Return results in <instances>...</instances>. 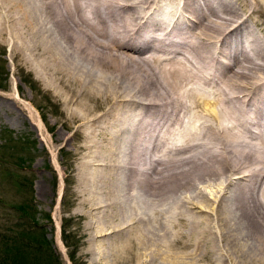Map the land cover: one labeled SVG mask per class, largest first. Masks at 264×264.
<instances>
[{
	"label": "bare ground",
	"instance_id": "6f19581e",
	"mask_svg": "<svg viewBox=\"0 0 264 264\" xmlns=\"http://www.w3.org/2000/svg\"><path fill=\"white\" fill-rule=\"evenodd\" d=\"M229 2L0 0L3 13L8 14L6 17L11 13L17 15L21 19L19 26L15 23L18 29L27 28V48L23 50L19 42L14 44L15 50L21 48L26 52L27 49L30 69L38 71L53 87L65 118L62 125L69 129L90 130V133L96 130L133 133L127 155L118 161L126 163L117 167L125 174V180L131 182L126 191L132 202L135 200L133 185L140 183L141 190L142 187L147 190L150 208L147 212L132 205L133 217L127 227L134 230L142 225L135 233L136 242L140 247L154 248L164 258L187 260L212 253L214 241L208 227L214 219L209 221L205 214V217L200 214L212 216L215 212L216 219L219 216L216 222L226 229V242L235 254L242 258L264 259V188L256 190L250 188L251 185L245 186L223 196L222 202L221 189L216 190V196L211 192L205 194L203 186L210 188L211 181L219 178L221 172H238L236 169L243 165L250 167L246 171L248 174L237 176L235 173L234 176L264 179L263 44L253 37L251 28L238 22L236 29L226 34L225 43L222 39L219 45H225L223 53L218 52L215 57L210 53L211 46L209 48L217 43L225 27L236 20V12L222 11L228 8ZM252 3L255 5L253 11L264 12V0ZM182 11L190 13L183 15L194 22L189 37L182 27L168 32L171 22L177 19L180 24L185 20L179 17ZM18 29L12 22L7 28L0 23V37L7 33L13 38ZM168 35L171 37H166ZM223 56L229 64L222 60ZM242 99L248 105L254 102L257 118L242 112L245 104L241 103ZM28 110L34 125L41 129V120L37 119L33 107L28 105ZM244 130L258 140L253 138L251 142L252 138L246 137ZM159 131L163 136L158 156L166 158L164 163L152 161L144 153L147 141L144 139ZM207 131L212 132V136L205 140L201 134ZM186 147L189 152L194 150L191 148L201 151L177 162L173 155ZM224 147L231 162L225 157ZM154 163H161L162 168L156 169ZM141 166L146 167L147 172ZM111 173L115 180L120 177L117 171ZM182 190L183 196V193L178 194ZM113 195L110 202L116 205L121 198ZM185 202L192 206L189 209L196 210L188 218L178 211ZM215 203L220 208H216ZM181 219L187 225L184 221L179 223ZM187 226L188 234H185L182 229ZM192 239L193 247L190 245Z\"/></svg>",
	"mask_w": 264,
	"mask_h": 264
},
{
	"label": "rangeland",
	"instance_id": "374dc122",
	"mask_svg": "<svg viewBox=\"0 0 264 264\" xmlns=\"http://www.w3.org/2000/svg\"><path fill=\"white\" fill-rule=\"evenodd\" d=\"M252 1L255 2V0H230V2L227 3L228 8L222 9V11L231 9L238 15L235 21L229 23L225 27L224 33L222 32V34L216 40L217 43L213 46L209 45V48L211 46L210 53H213L215 57L218 52L223 53V50L226 49L225 45L223 47L219 45H221L220 43L222 42V39H224L225 43V39L228 37L226 36V34L228 35V32H232V30L234 31L236 29V26H238V22H240L242 26L244 25L245 27L252 29L253 32H251V34L254 38L260 39L263 44L262 50L264 51V12L260 10L259 14L258 11H253L255 5L252 3ZM249 2H251V4ZM0 10L2 11L0 12V17H2L0 18L1 25L4 28H7L11 25L12 22V24L18 29L19 27L17 26H19V24L21 23V19L13 13L10 14L9 19V17H6V15L8 14L5 13V15L3 13L4 11L1 6ZM183 14L187 16L190 13H186L184 11L179 17L184 18L185 16ZM190 21L189 19L187 20V17H185V20L183 22H180L179 24V21H177L176 19L169 24L168 32L170 33L172 30H178L182 27L184 28L183 32H185L189 37L194 27L193 19L192 22ZM15 23L17 24V26ZM25 29L27 28L23 27L24 31H20V29H18V33L13 38H11L7 33L1 35L0 37L1 264H5V262L11 260L10 254L7 253L6 250L9 249L12 251L13 247H17V245L14 244V240L11 241L8 237L12 235V232L16 233L18 231V229L15 228L16 226L14 225L15 218L18 213L15 212V210L24 204H29V209L27 211L28 217H30V213L31 211H33V209L35 210V213H37L36 221L44 226V236L50 243L51 249L57 256V261L59 264H264V259L261 257L253 256L252 258L246 256L247 258H242L235 254L232 246L226 242V229L222 228L221 225L216 222L219 216L216 219L215 212L212 216H207L206 213L200 214L202 217H205L206 215L205 218H207V220L209 221H212L214 219L212 221V225L208 227L209 229H211L209 230L211 234H208L211 235L210 238H212L214 241V250L209 255L202 256L203 258L200 256V258L202 259L193 256L188 258L187 260L178 257L164 258L165 256L162 257L159 251L157 252L154 248L147 249L146 247H140V245H138L139 243H137L135 240V233L137 234V231L142 229V225H137L139 228L133 230V228L127 227V224H130V220L133 217V213L130 210L132 205L139 209H142V211L147 210L148 212V209L150 207L149 198L146 194L147 190L144 187H142L144 191L141 190L140 187L143 185H141L140 183L133 185V188L135 189V197H133L135 198V200H133L132 202V198H129L130 196L126 191L128 185L131 182L125 180V174L119 171L117 167L123 163H126L124 160L122 163L121 161L123 159V156L127 155V151L129 149V141L132 138L131 135L133 133H130L129 131L126 133L115 132L114 134V132L110 133L109 131L105 130H96L91 131L90 133V130H75L63 126L62 124L65 121V118L62 113V106L55 95L53 87H51V84L48 85V81L39 76L38 71H36L35 69L34 71L29 67L26 58L27 49L26 52L23 51L25 50V48H27L28 40V31ZM196 32H199V30H197ZM244 33L245 32H243V34ZM166 37L169 38L171 36L168 35ZM10 40L12 43H10ZM19 42V46L22 45L20 47H23L24 49L22 50L18 46L20 49H16V51V45L14 44ZM11 44H13V47ZM222 60H225L229 64V61L226 60L224 56ZM212 63H214V60ZM229 75L231 76V74ZM255 82H257L256 79L254 83ZM242 101L244 102L243 99L241 100V103L244 104L245 102L243 103ZM28 105L33 107V110L38 117L37 119L41 120V129H38L31 120ZM242 106V112L245 115L253 114L256 117L255 112L257 111L253 101H250L249 105L248 103H245ZM250 126L252 125L249 124V127ZM244 132V135L246 137L252 138L251 140L249 138L251 142H253V138L258 140L257 136L255 137L253 134H250L245 130ZM211 133L209 131H207L206 133L202 132L201 136L205 138V140H208L212 136ZM95 136L100 139H97V137ZM162 136L163 135L162 133L160 134V131L153 133L152 136H147L148 138L146 137L144 139V141L147 140L145 141L146 145L144 144L146 146V150L144 153L146 156H150L149 158H151L152 161L156 162V160H161V162L164 163V159L166 158H160V156H158L160 145L162 142ZM87 137H89V139ZM119 138L121 139L119 140ZM101 144L103 145L101 146ZM220 146L219 148L222 149V145ZM97 148L101 151H99ZM177 149H179V147H177ZM191 149L194 150L189 152L188 147L184 148V150H177L175 152L176 154H174L175 157L173 155V158L178 159V162L180 159H184L188 156L193 155V153L196 151H201L200 148ZM220 151L222 152V150ZM225 154L226 159L229 160L227 149L225 150ZM179 155L180 157H178ZM101 158L104 159L101 160ZM119 160H121L120 164L118 162ZM231 161L232 160L230 159L229 162ZM154 165L156 166V169L162 168L161 163H154ZM248 167L246 165H243L244 169L240 166L236 169L234 166V168L238 172H221L224 175L221 174V176L217 178L218 180L214 178L211 181L210 188H208L205 184L203 185L208 192L207 193L204 189L205 194H209L211 192L210 194L217 196L216 190L221 189L220 195H222V197L220 195L219 196L222 199L223 196H228V193L231 192L230 194H232L237 189L243 188L245 186L251 185L250 188L256 190L259 188H264V179L261 177L252 178L251 176H249L252 178L249 179V177L238 178L234 176L235 173L237 176L238 174L242 175V173L244 174V176L247 175L248 173L246 171L250 169V167ZM231 168H233V166H231ZM240 168H242V170ZM113 169L115 170L112 171ZM141 169L144 172H147L146 167L141 166ZM116 171V174H119L120 176L118 178L119 180H115L114 178H112V174L114 173L111 172ZM224 177L226 178V180H224ZM219 182H221L222 184L220 185ZM123 186L125 188H123ZM102 188H104L103 192ZM222 188H224L225 191ZM209 189L211 191H209ZM116 190L118 191L116 192ZM183 191L184 190L179 191L178 194L181 195V193H183V196ZM192 193L194 192L192 191ZM112 194H114V198L120 197L122 200L120 198L119 199L120 201H122V203L118 199L120 204L118 203L116 205H113L110 202V200L112 199ZM219 196L218 200L220 198ZM184 204L181 203L182 207L178 211L181 214L184 213L183 215L188 218L187 216H189L190 214H194L196 210L189 209L191 206L189 203L187 204V202H185ZM215 206H217L216 203ZM216 208L220 207L217 206ZM188 209L191 211H189ZM47 215H49L50 220L46 219ZM64 219L67 221L65 229L63 227ZM181 221L184 220L181 219L179 223H182ZM184 223L186 224L185 221ZM217 224L219 225V229L217 227ZM116 228H119L117 229L118 231L115 230ZM63 229L65 233L71 235L73 242L76 244V253L74 255L73 261L69 260L67 248L64 246V243L61 239V232L63 231ZM188 229L189 226H187V228H183V233L188 234V231L186 232V230ZM128 231H131L132 233ZM219 231L221 232V234ZM213 233L215 234L214 236ZM132 236L134 238L131 239L130 237ZM223 236L225 240L223 239ZM130 243L131 247H129ZM193 244L194 241L192 239L190 240V245L193 247ZM8 246H10L11 248H9ZM191 246L189 251H191ZM137 249L139 250V252ZM3 254L6 255L3 256ZM189 259L192 260L190 261Z\"/></svg>",
	"mask_w": 264,
	"mask_h": 264
},
{
	"label": "trees",
	"instance_id": "16d2710c",
	"mask_svg": "<svg viewBox=\"0 0 264 264\" xmlns=\"http://www.w3.org/2000/svg\"><path fill=\"white\" fill-rule=\"evenodd\" d=\"M28 209L29 204H24L15 210L18 213L14 225L18 231L16 233L12 232V235L8 238L11 241L14 240V244L17 247H13L12 251L6 250L10 254L11 260L5 262V264H59L57 256L44 236V226L36 221L37 213H35L34 209L33 211L30 210V217H28ZM46 219L50 220L49 215L46 216ZM66 224L67 221L64 219V229L66 228ZM64 229L61 232V239L67 248L69 260L73 261L76 253V244L73 242L71 235L64 232ZM8 247L11 248L10 246ZM5 255L3 254V256Z\"/></svg>",
	"mask_w": 264,
	"mask_h": 264
}]
</instances>
